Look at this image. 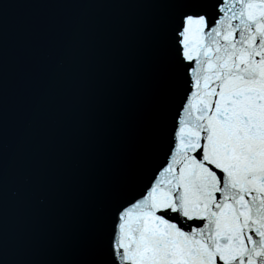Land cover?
Listing matches in <instances>:
<instances>
[{
    "label": "snow or ice",
    "instance_id": "obj_1",
    "mask_svg": "<svg viewBox=\"0 0 264 264\" xmlns=\"http://www.w3.org/2000/svg\"><path fill=\"white\" fill-rule=\"evenodd\" d=\"M131 35L146 128L131 158L102 170L74 251L25 243L39 192H61L22 139L0 17V264H264V0H118Z\"/></svg>",
    "mask_w": 264,
    "mask_h": 264
},
{
    "label": "water",
    "instance_id": "obj_2",
    "mask_svg": "<svg viewBox=\"0 0 264 264\" xmlns=\"http://www.w3.org/2000/svg\"><path fill=\"white\" fill-rule=\"evenodd\" d=\"M118 0H0L7 34L11 107L23 121L37 94L32 133L22 144L57 183L33 198L28 250L41 260L74 251L82 209L99 173L131 158L146 128L138 119L135 52L126 26L134 10L85 6Z\"/></svg>",
    "mask_w": 264,
    "mask_h": 264
}]
</instances>
